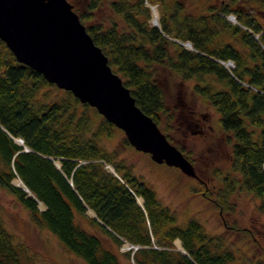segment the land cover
Segmentation results:
<instances>
[{"label": "trees", "instance_id": "obj_1", "mask_svg": "<svg viewBox=\"0 0 264 264\" xmlns=\"http://www.w3.org/2000/svg\"><path fill=\"white\" fill-rule=\"evenodd\" d=\"M205 1L207 10L195 14L182 0L172 12L162 0L161 27L150 23L147 4L159 0L72 3L137 104L190 160L192 152L172 131L193 111L176 102L169 107L166 81L170 76L181 83L195 81L194 92L216 108L231 147L227 167L213 171L221 183L214 201L220 209H229L231 196L247 190L259 198L258 209L264 214V0ZM104 4L113 12L109 26L96 19ZM179 7L185 8L183 14ZM172 37L191 42L193 49ZM228 59L234 61L233 68L222 62ZM48 85L58 87L19 62L0 38V185L29 210L37 225L56 234L87 264L123 262L119 251L107 246L83 218L118 246L125 240L138 244L135 251H124L136 264H237L235 251L221 236L208 234L196 217L179 223L174 210L132 165L117 159V149L105 143L118 129L114 123L71 90L62 88L55 99L40 98ZM124 142L131 145L127 137ZM16 177L31 194L13 182ZM202 188L207 193L206 182ZM90 209L96 216L88 215ZM177 239L185 251L176 248ZM0 264H34L1 216ZM257 264H264V258Z\"/></svg>", "mask_w": 264, "mask_h": 264}, {"label": "rangeland", "instance_id": "obj_2", "mask_svg": "<svg viewBox=\"0 0 264 264\" xmlns=\"http://www.w3.org/2000/svg\"><path fill=\"white\" fill-rule=\"evenodd\" d=\"M159 1L154 4L147 2V4L151 8L150 23L161 27L160 17L164 5L172 12L179 0H163L164 5L161 3L162 0ZM79 2L80 0H77L76 3ZM182 2L186 10L191 13L197 14L207 10L205 0H182ZM151 5L156 6L152 9ZM184 7H179L182 14L185 12ZM112 14L110 7L104 4L96 13V19L109 26ZM114 17L121 22L120 17ZM172 39L178 40L173 37ZM178 41L193 49L191 42ZM194 82L191 80L181 83L172 76L166 81L169 107L174 106L176 102L177 106L185 104L193 111V115L182 120L183 123L178 130L171 131L176 140L181 141L187 151L192 152L191 161L197 170L198 178L185 174L179 167L169 165L165 161H155L150 153L140 151L132 144H125L126 135L120 128L113 137L105 140L106 146L117 149V159L132 165L133 171L156 190L162 202L174 210L179 223L185 225L189 218H198L204 223L208 234L221 236L224 245L235 251L237 264H257V260L264 258V214L258 209L259 198L247 190H237L230 198L232 206L224 210L214 201L216 190L221 183L213 177V171L217 167L222 169L227 167L231 147L221 130L218 111L204 97L194 92ZM61 94H63L62 88L48 85L42 89L39 96L55 99ZM107 165L109 169L110 166L114 167L111 164ZM17 179L18 177L13 179L15 184H18ZM204 182L207 184V193H204L202 188ZM40 207L45 208L44 203H40ZM87 213L89 216L94 215L92 210H88ZM0 216L3 224L13 233L15 241L25 245L34 264H87L70 251L56 234L37 225L32 220L29 210L2 185H0ZM83 221L101 234L107 246L119 251L123 264H136L133 257L124 252L127 250L124 247L125 242L118 246L107 233L95 227L90 220L83 218ZM175 243L176 247H180L179 240Z\"/></svg>", "mask_w": 264, "mask_h": 264}, {"label": "water", "instance_id": "obj_3", "mask_svg": "<svg viewBox=\"0 0 264 264\" xmlns=\"http://www.w3.org/2000/svg\"><path fill=\"white\" fill-rule=\"evenodd\" d=\"M0 38L19 62L41 72L58 87L71 90L81 102L96 107L124 131L136 149L150 153L157 162L179 167L189 176H198L193 162L137 104L72 2L0 0ZM16 138L25 150H30L22 137V142ZM110 170L118 175L114 167ZM17 185L31 194L24 183ZM137 200L142 203V198Z\"/></svg>", "mask_w": 264, "mask_h": 264}, {"label": "built area", "instance_id": "obj_4", "mask_svg": "<svg viewBox=\"0 0 264 264\" xmlns=\"http://www.w3.org/2000/svg\"><path fill=\"white\" fill-rule=\"evenodd\" d=\"M155 6L154 5H151L152 9H154ZM228 17L230 19L234 20V21L236 20V18H235V16L233 14L228 15ZM154 20H156V17L154 18ZM223 62L226 64V66L228 68H233L235 66L234 61L232 59L223 60ZM124 242L126 243V245H124V247L127 248V250H131L132 249L133 251H135L139 247L138 244H132V243H130L127 240H125Z\"/></svg>", "mask_w": 264, "mask_h": 264}, {"label": "bare ground", "instance_id": "obj_5", "mask_svg": "<svg viewBox=\"0 0 264 264\" xmlns=\"http://www.w3.org/2000/svg\"><path fill=\"white\" fill-rule=\"evenodd\" d=\"M19 142H22L21 141V139L19 138V137H17L16 138ZM107 167H108V165H107ZM111 168H112V166H110ZM17 182H18V184H21V185H23V182L21 181V179L20 178H18L17 179ZM141 198V197H140ZM177 240H179L180 241V239H177ZM176 242V241H175ZM176 244V243H175ZM176 248H178V249H181V250H183V251H185L184 250V248H183V246H182V244L180 245V247H176Z\"/></svg>", "mask_w": 264, "mask_h": 264}, {"label": "flooded vegetation", "instance_id": "obj_6", "mask_svg": "<svg viewBox=\"0 0 264 264\" xmlns=\"http://www.w3.org/2000/svg\"><path fill=\"white\" fill-rule=\"evenodd\" d=\"M198 178V177H197Z\"/></svg>", "mask_w": 264, "mask_h": 264}]
</instances>
